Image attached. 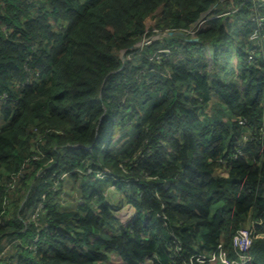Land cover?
Here are the masks:
<instances>
[{
    "label": "trees",
    "instance_id": "trees-1",
    "mask_svg": "<svg viewBox=\"0 0 264 264\" xmlns=\"http://www.w3.org/2000/svg\"><path fill=\"white\" fill-rule=\"evenodd\" d=\"M263 14L260 0H0V264H187L240 226L264 231ZM250 250L264 264V238Z\"/></svg>",
    "mask_w": 264,
    "mask_h": 264
},
{
    "label": "built area",
    "instance_id": "built-area-1",
    "mask_svg": "<svg viewBox=\"0 0 264 264\" xmlns=\"http://www.w3.org/2000/svg\"><path fill=\"white\" fill-rule=\"evenodd\" d=\"M260 1L264 2V0H260ZM213 16L215 15H212L210 11H207L197 21H195L189 29H183L182 32L193 37L194 33L198 29L204 27L207 24V21ZM216 16H219V15L216 14ZM256 21L258 24V21H259L258 17H256ZM239 22L240 20H238V23ZM258 28H256V30L254 31L252 37L256 39V43H258V46H260L259 53L261 57L264 59V32L262 31L261 28H259L260 30H258ZM147 39L148 38H146L144 43H148L150 41L149 39L148 40ZM163 55H166V54H163ZM158 56H155V57L157 58ZM153 57L154 55H152L151 58ZM263 70H264V64H263ZM246 136H247V133H244L241 136L239 142L243 141L246 138ZM260 136L264 137V123L262 124V128L260 130ZM105 175L106 174L103 172H99V171L94 172V177L98 180L102 179ZM130 179H131L130 176L121 177V181L122 183H124L123 184L124 186L128 185ZM112 187L115 189L113 185H109L108 188H112ZM114 195H118V193L116 192ZM125 209L127 210L124 211ZM37 210L38 209L35 210L36 211L35 215L37 214ZM116 211H118L119 213L122 212L125 217V219L120 218L119 219L120 221L121 220L127 221L135 215V209L129 204H125L115 209V212ZM263 236H264V231L257 232L252 222L247 223L243 226L238 227L235 230V232L232 234L231 240H230L231 245L229 248H226L222 244L219 243L212 250L208 252L192 253L189 256L187 264H196V263L200 264V263H204L208 261H213L215 264H252L253 257H252V253L250 250L251 245H252V240L255 238L263 237Z\"/></svg>",
    "mask_w": 264,
    "mask_h": 264
},
{
    "label": "rangeland",
    "instance_id": "rangeland-1",
    "mask_svg": "<svg viewBox=\"0 0 264 264\" xmlns=\"http://www.w3.org/2000/svg\"><path fill=\"white\" fill-rule=\"evenodd\" d=\"M258 19H259V21L262 23V24H264V14L263 15H258ZM238 26H239V24H238ZM229 33L231 34L232 32L231 31H229ZM160 35V33L159 34H154V35H151L150 37H148V39L150 40V39H152V38H154V37H158ZM147 39V40H148ZM159 51H161L162 53H164V54H166V55H170V53H171V51H170V48H166V47H164V48H162L161 50H159ZM232 62H234L233 60H232ZM209 104L205 107V111L206 112H208L210 109H211V107L213 106V105H217V104H219V102L217 101V98L215 97V95H213L210 99H209ZM1 169V168H0ZM103 180V179H102ZM98 182L100 183L101 182V179L100 180H98ZM109 187V185L107 186H105V188H104V194H105V197L107 198V195L109 196H111L112 195V197L114 198L115 197V193L118 191L117 189H114L113 187L112 188H108ZM68 190H70L71 192H75L76 191V189L74 188V187H72V186H68ZM78 192V191H77ZM109 196V197H110ZM69 197L72 199L73 198V193L71 194V193H69ZM113 199L110 197V200L108 199V201L110 202V201H112ZM122 206V205H121ZM121 206H119V207H121ZM118 207V208H119ZM115 209H117V207H115V208H113V210H112V214H113V216H114V218L118 221L120 218L121 219H125V217H124V215H123V213L122 212H118V211H116L115 212ZM127 209H125L124 211H126ZM126 220H121V222H125ZM106 264H122V262L119 260V259H117V257H115V256H111L110 257V259L109 260H107L106 261Z\"/></svg>",
    "mask_w": 264,
    "mask_h": 264
},
{
    "label": "water",
    "instance_id": "water-1",
    "mask_svg": "<svg viewBox=\"0 0 264 264\" xmlns=\"http://www.w3.org/2000/svg\"><path fill=\"white\" fill-rule=\"evenodd\" d=\"M167 34H171L172 32H166ZM175 33H179V34H182L181 32H175ZM146 39H143V40H140L139 42L136 43V46H140L142 45L144 42H145ZM190 40H193V41H196V38H192ZM123 51L121 52V58H123V55H122Z\"/></svg>",
    "mask_w": 264,
    "mask_h": 264
},
{
    "label": "crops",
    "instance_id": "crops-1",
    "mask_svg": "<svg viewBox=\"0 0 264 264\" xmlns=\"http://www.w3.org/2000/svg\"><path fill=\"white\" fill-rule=\"evenodd\" d=\"M108 197H109V196H108ZM111 197H112V195H111ZM109 198H110V197H109ZM70 199H71V198H70L69 196H67V200H66V202H67L68 204H69L70 201H71ZM68 204H67V205H68ZM119 221H120V220H119ZM260 238H264V236H263V237H260Z\"/></svg>",
    "mask_w": 264,
    "mask_h": 264
},
{
    "label": "clouds",
    "instance_id": "clouds-1",
    "mask_svg": "<svg viewBox=\"0 0 264 264\" xmlns=\"http://www.w3.org/2000/svg\"><path fill=\"white\" fill-rule=\"evenodd\" d=\"M98 180V179H97ZM102 180V179H101ZM118 193V192H117ZM110 196V195H109ZM115 196H117V195H115ZM111 197V196H110ZM110 200V198L108 197V195H107V198H106V200ZM109 202V201H108ZM125 205V204H124ZM123 206V205H122Z\"/></svg>",
    "mask_w": 264,
    "mask_h": 264
}]
</instances>
